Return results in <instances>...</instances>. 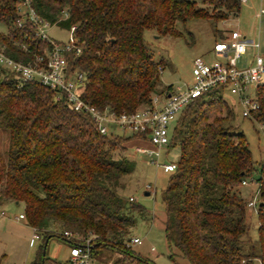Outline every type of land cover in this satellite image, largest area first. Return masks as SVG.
Masks as SVG:
<instances>
[{
	"label": "trees",
	"instance_id": "obj_1",
	"mask_svg": "<svg viewBox=\"0 0 264 264\" xmlns=\"http://www.w3.org/2000/svg\"><path fill=\"white\" fill-rule=\"evenodd\" d=\"M31 2L51 25H75L81 52L65 56L67 76L83 75L79 95L99 109L131 113L172 88L160 86L164 60L154 58L144 31L179 37V25L189 19H228L239 12L241 1L201 0L206 6L196 0ZM17 4L0 0V20L7 26L0 42L9 56L27 62L49 43L35 35L30 21L18 25ZM227 93L224 87L204 92L182 108L169 128L166 149L177 146L179 153L161 194L164 232L169 246L189 264H264V159L257 168L245 134L232 124L238 104L228 101ZM56 94L0 66V129L8 132L7 149L0 153V203H23V219L39 234L41 242L28 264H64L43 253L52 236L67 238L71 246L89 239L92 259L103 248L116 253L106 264H154L129 244L132 212L142 214L145 208L119 194L125 187L122 178L134 171L122 153L137 135L101 134L87 113L56 100ZM255 97L259 107L253 118L264 127V82L256 85ZM254 171L257 239L245 251L248 200L240 186ZM169 258L178 264L176 254Z\"/></svg>",
	"mask_w": 264,
	"mask_h": 264
},
{
	"label": "rangeland",
	"instance_id": "obj_2",
	"mask_svg": "<svg viewBox=\"0 0 264 264\" xmlns=\"http://www.w3.org/2000/svg\"><path fill=\"white\" fill-rule=\"evenodd\" d=\"M196 1L200 6H206L201 3V0ZM260 3L264 7V0L240 2L239 12L232 13L225 20L189 19L184 25H179L183 32V35L179 37L159 35L153 30H145L144 40L153 52L154 58L164 60L160 74V86L172 85L174 89L178 86L184 87L190 84L193 79L192 63L195 57L201 56L207 62L217 59L212 50L214 42L219 40L216 29L228 35L225 39L229 38L232 30L239 29L246 34L248 39L253 41L257 40L259 30L260 38L264 42V21L259 24V18L256 16L260 9ZM6 31V24L0 20V32L6 33ZM46 31L55 40H67L68 30L65 28L51 25ZM188 33L192 35L193 43H190ZM253 52V48L248 47L247 53L238 60V65L240 67L253 65L255 62ZM260 53L264 54L262 48ZM262 81L264 82V76ZM226 96L228 101L234 102L235 97L233 95L227 93ZM232 124L235 130L245 134L257 167L258 163L264 159V131L261 129L260 123L252 117H243L239 106H236ZM110 130L125 135L128 134L127 131L114 125L110 126ZM7 144L8 132L0 129V153L5 152ZM129 144H127L122 155L128 157L134 163V171L122 178L125 187L119 190V194L126 200L128 197L134 198L135 203H139L145 208V212L142 214L138 211L132 212L135 217V224L131 228V236H137L142 240L141 244L133 245L132 248L141 257L149 259L154 264H172L169 255L171 253L176 254L177 249L173 245L170 247L167 243L164 232L166 213L161 200L162 190L167 186L169 173H165L160 165H156L157 158L155 156L149 157L147 154H139ZM166 148L169 147L164 146L163 153H166ZM178 153L179 148L175 146L165 159L160 158L159 161L162 163L175 161L178 158ZM256 177L257 171H254L246 179L248 184L240 186V191L246 200H254L258 203ZM146 185H150L151 188L147 190ZM146 191H149L150 194L145 195ZM23 208V203L13 201L0 203V211L5 214L4 217H0V264L30 263L41 242H36L34 246L30 247V237L33 231L29 225H26L24 219H17L19 213H23ZM246 222L248 223V231L243 238L247 240L244 247L245 251L249 249L250 243H255L257 239L258 219L255 208H246ZM68 246L61 237L52 236L48 239L45 252L47 257L51 259L64 264H71L68 259ZM115 254L103 248L96 257L93 256V264H106L105 262L115 257Z\"/></svg>",
	"mask_w": 264,
	"mask_h": 264
},
{
	"label": "built area",
	"instance_id": "obj_3",
	"mask_svg": "<svg viewBox=\"0 0 264 264\" xmlns=\"http://www.w3.org/2000/svg\"><path fill=\"white\" fill-rule=\"evenodd\" d=\"M18 25L25 20L32 23L35 35L48 41L49 45L43 53L35 55L31 61L24 62L14 59L6 53V45L0 42V66L14 72L20 81L36 80L42 85L57 92L55 99L65 101L72 109L87 113L101 134H106L110 126H118L127 131L129 135H137L149 146L135 145L133 150L139 154H147L157 158L156 165H160L164 172H172L176 168L174 161L161 162L163 147L169 143L170 124L178 113L189 102L213 87H224L227 92L235 97L243 117H252L253 112L259 107L255 97V87L262 83L264 76V56L256 53L254 64L240 67L238 60L246 53L248 42L238 30H232L228 39L214 42L212 50L217 58L207 62L198 56L192 63V82L184 87L171 88L167 94H154L151 103L138 108L131 113H115L108 109H99L87 103L78 93V87L83 80V75L78 73L73 78L67 76V60L65 53L73 52L76 55L81 52L75 35V25L68 28V36L65 41H58L47 34V28L51 24L42 18L33 8L31 0H16ZM247 2V0H240ZM264 16V7H260L257 17ZM56 25V24H54ZM258 48V43H251ZM261 129L264 130L262 125ZM248 181L243 180L242 185ZM145 188L149 190L150 185ZM130 200L134 198L129 197ZM248 207H256L254 200H249ZM0 211V217H4ZM18 218H24L23 213ZM69 236V233H64ZM39 234L33 228L32 240L38 239ZM142 240L133 236L129 244L138 245ZM93 244L89 239L81 243L73 244L69 249V261L71 264H93L90 252Z\"/></svg>",
	"mask_w": 264,
	"mask_h": 264
},
{
	"label": "crops",
	"instance_id": "obj_4",
	"mask_svg": "<svg viewBox=\"0 0 264 264\" xmlns=\"http://www.w3.org/2000/svg\"><path fill=\"white\" fill-rule=\"evenodd\" d=\"M262 1V0H261ZM260 7H263V5H262V3H260ZM258 13V12H257ZM257 13H256V16H257ZM264 21V16L262 17V18H260L259 19V24H261L262 22ZM240 33H241V35L243 36V38L248 42V45H247V48L248 47H252L253 48V50H254V52H253V56H255V54L258 52V53H260L261 52V48L264 50V42L261 40V38H260V32H259V30H258V34H257V40H255V41H253L252 39H248V37L246 36V34L245 33H243V32H241L239 29H237ZM221 31V30H220ZM222 32V31H221ZM224 36H225V38H226V36H228V35H226V34H223ZM224 38V39H225ZM220 40H223V39H219L218 41H220ZM215 42H217V41H215ZM251 43H258V48H255V47H253L252 46V44ZM246 53H247V49H246ZM245 53V54H246ZM244 54V55H245ZM261 54V53H260ZM264 55V54H263ZM129 145L130 146H135V145H144V146H149V144L147 143V142H145V141H142V140H140V139H132V140H130L129 141ZM133 149V148H132ZM167 152H168V154H169V152H170V150L168 151V149H165ZM168 154L167 153H163L162 152V158H166L167 156H168ZM165 173H167V172H165ZM19 214H21V213H19ZM17 219H23V218H18V216H17ZM26 225L28 226V224L26 223ZM30 229L33 231V228L30 226ZM32 236H33V234H31V237H30V247H32V246H34L35 244H36V242H39V241H41V239H40V237L38 238V239H34V240H32ZM61 239L66 243V244H68L69 246V249H70V247H71V245H70V242H69V240L67 239V238H65V237H61ZM47 242H48V240H47ZM47 254V253H46ZM179 254V252H178V250H177V253H176V261L178 262V264H189L188 263V261L185 259V258H183L182 256H180V255H178ZM68 259H69V257H68ZM180 261V262H179ZM173 264V263H172Z\"/></svg>",
	"mask_w": 264,
	"mask_h": 264
},
{
	"label": "water",
	"instance_id": "obj_5",
	"mask_svg": "<svg viewBox=\"0 0 264 264\" xmlns=\"http://www.w3.org/2000/svg\"><path fill=\"white\" fill-rule=\"evenodd\" d=\"M144 194H145V195H149V194H150V192H149V191H146ZM47 240H48V239H47ZM47 240H45V244H44L43 253H45V248H46ZM91 247H93V245H92Z\"/></svg>",
	"mask_w": 264,
	"mask_h": 264
}]
</instances>
